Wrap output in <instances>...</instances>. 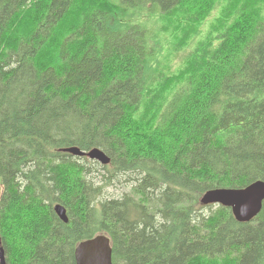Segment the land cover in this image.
<instances>
[{
  "label": "trees",
  "instance_id": "trees-1",
  "mask_svg": "<svg viewBox=\"0 0 264 264\" xmlns=\"http://www.w3.org/2000/svg\"><path fill=\"white\" fill-rule=\"evenodd\" d=\"M256 180L264 0H0L6 264H75L97 234L112 264H264V199L249 221L200 202Z\"/></svg>",
  "mask_w": 264,
  "mask_h": 264
},
{
  "label": "water",
  "instance_id": "water-1",
  "mask_svg": "<svg viewBox=\"0 0 264 264\" xmlns=\"http://www.w3.org/2000/svg\"><path fill=\"white\" fill-rule=\"evenodd\" d=\"M71 154L85 155L90 159L107 164L109 158L98 148L81 151L77 147L63 149ZM264 199V181L256 180L240 188L215 187L207 189L200 197L202 204L219 203L230 208L233 216L238 221H249L260 211ZM53 209L57 216L64 222L67 221L65 208L55 203ZM75 264H112L111 246L108 237L97 234L82 240L74 248ZM0 264H6L4 250L0 241Z\"/></svg>",
  "mask_w": 264,
  "mask_h": 264
},
{
  "label": "rangeland",
  "instance_id": "rangeland-1",
  "mask_svg": "<svg viewBox=\"0 0 264 264\" xmlns=\"http://www.w3.org/2000/svg\"><path fill=\"white\" fill-rule=\"evenodd\" d=\"M124 184H116L114 186H108L104 190V196L110 197V196H118L123 191Z\"/></svg>",
  "mask_w": 264,
  "mask_h": 264
}]
</instances>
